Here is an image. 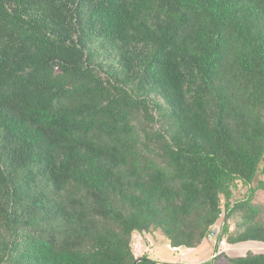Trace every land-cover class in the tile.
Segmentation results:
<instances>
[{
    "label": "trees",
    "instance_id": "16d2710c",
    "mask_svg": "<svg viewBox=\"0 0 264 264\" xmlns=\"http://www.w3.org/2000/svg\"><path fill=\"white\" fill-rule=\"evenodd\" d=\"M261 194L264 0H0V264H264L133 244L264 245Z\"/></svg>",
    "mask_w": 264,
    "mask_h": 264
},
{
    "label": "rangeland",
    "instance_id": "374dc122",
    "mask_svg": "<svg viewBox=\"0 0 264 264\" xmlns=\"http://www.w3.org/2000/svg\"><path fill=\"white\" fill-rule=\"evenodd\" d=\"M260 177H262V175L259 173L256 179ZM241 191H244V189ZM257 199L264 205V194L259 195ZM216 225L221 229V220L217 222ZM133 244L138 255L149 253L152 258L172 263H178V260L185 263L202 262L212 256L215 246L218 248L221 246L219 241L210 239L205 240L196 248L181 247L179 251H173L167 246L168 242H166L159 233H135ZM223 247H226V251L232 256L243 254L248 249L264 251V245L255 241L244 242L237 245L226 244L225 246L223 245Z\"/></svg>",
    "mask_w": 264,
    "mask_h": 264
},
{
    "label": "built area",
    "instance_id": "2783aa9c",
    "mask_svg": "<svg viewBox=\"0 0 264 264\" xmlns=\"http://www.w3.org/2000/svg\"><path fill=\"white\" fill-rule=\"evenodd\" d=\"M216 234H217V231L213 230V232H211L209 234V238H213ZM224 244H226V241L222 240L220 242V245H224ZM167 246L170 247L173 251H179L181 249V247H182L181 245H173V244H170V243H168Z\"/></svg>",
    "mask_w": 264,
    "mask_h": 264
},
{
    "label": "crops",
    "instance_id": "0c3cea01",
    "mask_svg": "<svg viewBox=\"0 0 264 264\" xmlns=\"http://www.w3.org/2000/svg\"><path fill=\"white\" fill-rule=\"evenodd\" d=\"M224 246H225V244H224ZM225 248H226V247H223V245L220 246V250H223V249H225ZM178 261H179V262H183V261H181V260H178ZM179 262H178V263H179Z\"/></svg>",
    "mask_w": 264,
    "mask_h": 264
},
{
    "label": "clouds",
    "instance_id": "9594fccd",
    "mask_svg": "<svg viewBox=\"0 0 264 264\" xmlns=\"http://www.w3.org/2000/svg\"><path fill=\"white\" fill-rule=\"evenodd\" d=\"M182 247H184L183 245H181Z\"/></svg>",
    "mask_w": 264,
    "mask_h": 264
}]
</instances>
